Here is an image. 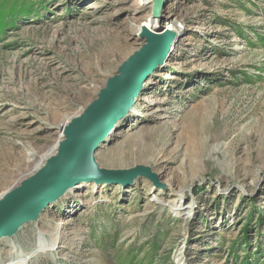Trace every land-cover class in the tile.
I'll return each instance as SVG.
<instances>
[{
	"label": "rangeland",
	"instance_id": "1",
	"mask_svg": "<svg viewBox=\"0 0 264 264\" xmlns=\"http://www.w3.org/2000/svg\"><path fill=\"white\" fill-rule=\"evenodd\" d=\"M154 12L139 0H0V195L143 50L135 27L153 15L182 31L95 157L102 169L148 166L161 187L139 176L63 194L0 239V264L61 222V244L28 264H264V0H169Z\"/></svg>",
	"mask_w": 264,
	"mask_h": 264
},
{
	"label": "water",
	"instance_id": "2",
	"mask_svg": "<svg viewBox=\"0 0 264 264\" xmlns=\"http://www.w3.org/2000/svg\"><path fill=\"white\" fill-rule=\"evenodd\" d=\"M164 1L155 0V16H160ZM145 36L147 44L143 50L129 57L99 98L64 129L65 139L60 143L58 155L0 201V239L14 236L25 223L37 221L49 203L81 182L127 185L142 176L161 187L158 177L148 166L102 169L94 155L118 119L129 111L147 75L163 63L176 39L172 31L157 35L147 32Z\"/></svg>",
	"mask_w": 264,
	"mask_h": 264
},
{
	"label": "bare ground",
	"instance_id": "3",
	"mask_svg": "<svg viewBox=\"0 0 264 264\" xmlns=\"http://www.w3.org/2000/svg\"><path fill=\"white\" fill-rule=\"evenodd\" d=\"M167 1H169V0H165L164 2L167 3ZM139 3L144 8H151V9H154V7L156 5L155 0H139ZM166 21H167V23L163 26V24L160 23L159 20H157V19L155 20L153 15H152V16H150V18L146 22L142 23V25L135 27L133 32H135V34L138 37V39L140 41H142V42L144 41V39H145L144 35L147 32H152V33H155V34H163L165 32H169V31L171 32L172 30H176L178 32H182L175 26L176 22H175V20L172 17H167ZM171 23L173 25L169 26ZM175 45H172V48L169 50L167 56L163 59V63L164 64L163 63L158 64V65H162L163 64L161 67H159V69L160 68H164V67H166L169 64L170 58L172 56V53L174 51H176V46ZM157 67L154 70H152L151 73H149L147 75V78L142 83V86H141V89H140L141 91L139 92L137 97L134 99V103L130 107L129 111H127V113L123 117L118 119V121L116 122V124L113 127V129L108 133V136H107L108 140H110L116 134V131L118 130L120 125L123 123V121H122L123 118H125V117H127V116H129V115H131L133 113H136L138 111L137 107H135L134 104L139 102V100H140V98H141V96L143 94L144 89L147 87L146 85L148 84V81L151 79V77L155 73V71H157ZM109 77H111V76H109ZM102 88H103V86H100L97 89L96 97L100 96ZM94 100H96V99H94ZM86 110H87V108H80L75 114H73L71 117L67 118L65 121H63L60 124V126H59L60 131H59V134H58V140L56 141L55 145H53L51 147L49 152L46 151L45 154H44L43 151H36V152H33L32 154L29 155V157H28V159L26 161V164H25L26 168L24 167L25 172L22 173V175L16 180V183L10 189H8V191L11 192V190H13V191L16 190V188H18L25 180L30 179L35 174H37L41 169H43L44 168V164H46L47 161L50 158H52V157H54V156H56L58 154L59 145H60L61 141H63V139H64V137H63L64 129L70 123H72L73 119L82 116L85 113ZM1 111H2V109H0V112ZM99 151H100V149L95 151V153H94L95 157L98 156ZM103 157H104V159H105V161L107 163H110L111 160L108 158V156L104 155ZM171 181H172L171 179H167V180H165L164 183L170 185ZM90 183L91 182H89V183H86V182L78 183L73 188L68 189L63 194L65 195V197L74 196V194L78 193L79 190L83 191L85 188H87ZM105 183L106 182H103V184H98V185H100V187L103 188V187H106ZM8 191H6L5 193H2L0 195V201H2V199L4 198L3 196H5V194ZM180 193L182 195L183 191H180ZM61 197H63V196H61ZM58 200H56V201H58ZM56 201H54V202H56ZM183 206H184V204H181L180 201H178L176 205H174V203H172V208L175 211L178 210L181 215L182 214L187 215V210H190V208H184ZM64 223L65 222H61V224H59V225H57V226L52 228V231L48 235L49 239H46V237L42 236V238H40L39 246L35 250H33L31 253L24 252L20 247H17V245H16L14 247V249H13V255L15 256V258H14L15 262H13L11 264H28L35 257H37V256H39L41 254H47L48 252H53L55 250V246L57 244H61L62 239H61L60 230H61V227L63 225H65ZM25 224H27V223H25ZM12 237H5V238H12Z\"/></svg>",
	"mask_w": 264,
	"mask_h": 264
}]
</instances>
